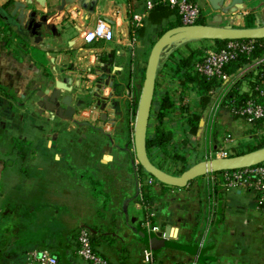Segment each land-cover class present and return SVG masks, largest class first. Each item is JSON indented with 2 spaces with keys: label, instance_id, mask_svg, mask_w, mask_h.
<instances>
[{
  "label": "crops",
  "instance_id": "0c3cea01",
  "mask_svg": "<svg viewBox=\"0 0 264 264\" xmlns=\"http://www.w3.org/2000/svg\"><path fill=\"white\" fill-rule=\"evenodd\" d=\"M146 1L0 0V264H25L29 251L40 246L74 264L71 253L81 225L92 230L93 240L96 232L107 230L128 231L126 238L135 240L131 231L142 222L138 211L146 202L158 211V233L207 247L206 264H264V213L256 191L221 190L208 178L173 188L134 174L128 141L150 31L158 28L159 37L162 26L179 18L150 24ZM190 1L204 24L264 25V0ZM134 15L141 18V35L133 31ZM98 19L111 24L112 38L86 43L83 34ZM180 43L168 48L166 60L191 47ZM263 63L264 55L229 76L241 92H249L246 78ZM169 77L177 78L172 73L164 79ZM223 83L222 89L228 82ZM57 84L56 107L48 97ZM65 97L75 108L70 119L59 113ZM212 107L201 114L198 134L211 135L212 128L215 133L204 152L254 146L264 139V118L252 127L227 106L218 115ZM219 134L226 143L214 147ZM178 253L163 249L157 254L165 262L179 259ZM142 254L133 263L103 256L140 264Z\"/></svg>",
  "mask_w": 264,
  "mask_h": 264
},
{
  "label": "water",
  "instance_id": "95a60500",
  "mask_svg": "<svg viewBox=\"0 0 264 264\" xmlns=\"http://www.w3.org/2000/svg\"><path fill=\"white\" fill-rule=\"evenodd\" d=\"M186 39L227 41V40H262L264 39V25L255 27H224L204 23L180 24L165 30L153 43L146 62L143 85L138 99L133 127L134 158L145 174L155 181L173 188H184L193 179L219 173L254 167L264 162V145L250 151L224 157H212L199 160L180 173H169L154 164L146 149L148 127L152 104L155 95L156 77L161 55L172 44ZM60 86L48 97V102L57 107L60 94ZM65 108L60 110V115L70 119L75 108L69 104L70 98H62ZM42 105V103H40ZM135 238L152 253H158L163 249H170L186 254L196 264H206V248L197 244L178 242L177 235L168 233L147 232L140 225L136 227ZM174 230V229H173Z\"/></svg>",
  "mask_w": 264,
  "mask_h": 264
},
{
  "label": "rangeland",
  "instance_id": "374dc122",
  "mask_svg": "<svg viewBox=\"0 0 264 264\" xmlns=\"http://www.w3.org/2000/svg\"><path fill=\"white\" fill-rule=\"evenodd\" d=\"M258 26H261L262 24H257ZM169 23H167L166 25L161 27V31L160 34H162L165 30L169 29ZM177 26V25H175ZM174 27V26H173ZM253 27V26H252ZM171 28V27H170ZM135 31V29H134ZM151 32V38H150V42L149 43V49H147V55L146 58L148 59V55L151 49V46L153 45L154 41L158 38V28L157 29H153L150 31ZM136 33V32H135ZM186 39L184 41H181L180 44H191L190 48H196V53L194 54V59L197 58L200 59L205 52L207 51V49H209L206 45H195L194 43H190L188 42ZM186 42V43H184ZM205 43L208 41H204ZM179 43V42H178ZM174 46V47H173ZM172 46V48H176V43H174V45ZM186 47L188 48L189 46H184L183 48H181L180 52L178 50V54H183L186 51ZM168 49H166L167 51ZM166 51H164L161 55V59L158 65V71H157V76L158 74L165 76H169L170 71L168 68H166V66L164 65L166 62ZM174 52L176 53L177 51L174 50ZM186 54V53H184ZM183 54V55H184ZM146 59V61H147ZM145 66H146V62L143 65L144 69L142 70L137 82H136V89H135V96H137V98L139 99L140 94H141V89H142V85H143V79H144V73H145ZM170 78V79H169ZM165 78L164 81L166 82L165 85L168 88V90L171 93L172 99L175 101L176 103V107L174 112L172 113H167L164 119V123H163V127L166 130H170L172 133V140H171V144L169 146V152L168 154H163L161 153L158 149H151L149 152V157L151 159V161L156 164L157 166L161 167L162 169H164L165 171L169 172V173H180L181 171H183L184 169L188 168L189 166L193 165L194 163L198 162L199 160L202 159H207V158H212V157H224V156H230V155H236L239 153H243L246 151H250L252 149H255L258 147V145H262L264 144V139H260L256 142V145L254 146H249V147H239L237 146L234 149H231L232 147H225L222 150H219V153L216 154V152H209L206 151L204 152V143L206 142L207 145V140H210V138H213V135H215V133L213 132V128L211 129V135L208 134V132L203 135L201 133L197 134L196 136H192L190 134L187 133V130L189 129V125L187 124V113L181 112L179 109V105L180 104H185V105H189L191 106L193 110L196 107V102L198 99V93L196 91V89L194 88V84L192 82H187L186 86L181 87L180 84H178V78H174V80L170 81L172 78ZM250 79V77H247L246 80ZM246 80L241 81L240 84L241 86H245L246 85ZM236 83V81L232 80L231 78L228 81V87L227 89L232 85ZM222 84H224L222 82ZM227 86V85H226ZM226 88L222 89L221 85L219 87H217L214 92H211L210 95V100L209 103L206 106V109L209 108L210 104L212 105L213 103V109L212 111L215 113L216 115L222 113L223 111H225V105L222 104V96L225 93ZM180 97V98H179ZM158 100V92L157 94L155 93L154 95V100H153V104H152V109H151V114L150 117L153 116L155 117L156 115V111H157V107L156 105H154V101ZM138 103V101H137ZM135 113V112H134ZM135 115V114H134ZM135 117V116H134ZM152 118V117H151ZM150 118V121H151ZM132 121L134 123V118L132 115ZM149 127H148V137H151L153 135V132L155 130L156 127V122L152 121V123H149ZM133 128V127H132ZM200 130V128H199ZM133 132V129H132ZM132 133L130 132V138L128 141V147L130 150V154L132 157V163L134 166V174L137 178H147L148 175L144 173V171L139 167V165L137 164V161L134 158V148H133V137L131 135ZM219 136H221L219 134ZM215 137L214 138V144H212L214 147H222L223 145H225L226 140H224V138L221 137ZM226 139V138H225ZM211 146V145H210ZM218 151V150H217ZM179 156V160L173 158L174 156ZM182 158V159H181ZM122 161H120V164L122 166ZM211 174L203 177H198V179L194 180L193 182H198L199 180H202L203 178H208V182H210L211 180L209 178ZM195 184H191V187L194 186ZM143 200L144 197H142ZM149 202L145 203V206H141L140 211H138V213H140L139 215H141V217H139L140 219H142V222L140 223V226L142 228L145 229L144 227V221L146 219H148L149 221V225L150 228H156L157 232H158V219L156 218V212H158L156 209L152 208L151 205H149ZM141 221V220H140ZM136 226L133 227V230L131 231V235H136L135 233V228ZM101 233V235L99 234ZM96 232V234H98V237L94 240L95 244L97 245V251L100 252V254L102 255H109L110 257L113 258H117V259H121L122 261H132L131 263H133V261L138 260V255H140L142 253V244L139 243L136 238L134 239H128L126 238V234L130 233L128 231H116V230H107V231H102V232ZM99 243V245H98ZM205 248V247H204ZM207 248V247H206ZM179 255V259H183L184 255L186 256V254L180 252L178 253ZM106 256V255H105ZM143 256V254H142ZM154 256L156 258V260L158 261H163L161 259V257L159 256V254L154 253ZM191 260V258H187V261ZM79 262V261H78ZM117 263V262H116ZM122 264V263H121Z\"/></svg>",
  "mask_w": 264,
  "mask_h": 264
},
{
  "label": "built area",
  "instance_id": "2783aa9c",
  "mask_svg": "<svg viewBox=\"0 0 264 264\" xmlns=\"http://www.w3.org/2000/svg\"><path fill=\"white\" fill-rule=\"evenodd\" d=\"M155 4L174 7L182 24H195L199 19V7L190 0H147V10ZM140 19L139 15L133 16L134 29L141 26ZM112 34L111 24L105 19H98L91 29L84 32L83 37L86 43H90L100 39L110 40ZM256 44L257 40H227L223 41L221 47H216L214 42L211 41L207 46L209 49L194 63L193 70L208 79L228 82L230 76L225 73L224 68L241 54L249 57ZM232 112L243 118L250 126H255L259 120L264 118V97L261 88H258V95L248 100L244 106L232 110ZM210 174L211 183L221 190L243 189L256 191L258 194V208L264 213V162L254 167ZM147 179L149 183L155 182V179L151 176H148ZM144 227L147 232H157L156 228H150L148 219L144 221ZM71 260L74 264H121L108 260L96 250L93 232L86 225L79 226L75 232ZM25 264L66 263L60 261L48 248L40 246L29 251ZM140 264L196 263L184 259L157 261L154 254L146 249L143 251Z\"/></svg>",
  "mask_w": 264,
  "mask_h": 264
},
{
  "label": "trees",
  "instance_id": "16d2710c",
  "mask_svg": "<svg viewBox=\"0 0 264 264\" xmlns=\"http://www.w3.org/2000/svg\"><path fill=\"white\" fill-rule=\"evenodd\" d=\"M171 15H176L177 17H179L174 7L165 4H155L147 10L146 19L152 25H159L163 22V20L167 19ZM196 23L203 22L198 19ZM180 24L182 23L178 18V20L169 23V28ZM135 31L137 34L141 35L143 29L142 27H137ZM213 42L216 47H221L223 44V41ZM195 49L196 48L186 47V54L183 53L184 55L172 53L168 56L164 64L169 69L171 74L173 73L177 76V78L179 79L178 84H180L181 87L186 86L187 82H192L194 84V88L198 93L196 107L193 110H190L192 108L189 105L180 104L178 106L181 112L188 114V116L186 117L187 124L189 125L187 133L192 136H196L198 134L201 114L209 103L211 92L213 93L217 87L222 85L221 81H218L216 79H208L204 76L199 75L193 70L194 63L198 61L197 58L194 59V54L196 53ZM263 55L264 39L257 41V44L255 45V48L249 57L245 54L239 55L236 60H233L224 68V71L229 75L230 73L235 72L244 63L251 62L253 59L259 58ZM249 75V92H241L238 88L237 82L232 84L228 89V84L225 87V93L222 96V104L227 106L229 110H236L244 106L248 100L258 95V88H261L264 97V87L262 84L264 80V63L259 67L255 74L252 73ZM165 83L166 82L164 81L163 75L158 74V76L156 77L155 86V93L157 94L158 92V100L154 101V105H156L157 111L155 117L151 116V121L149 120V123L155 121L156 127L153 135L151 137L147 136L146 149L148 155L151 149H158L161 153L168 154L169 146L172 140L171 131L166 130L162 125L164 123L166 114L174 112L177 105L172 99L171 93L166 87ZM263 145L264 144L258 145V147H261ZM173 158L179 160V156L175 155Z\"/></svg>",
  "mask_w": 264,
  "mask_h": 264
}]
</instances>
